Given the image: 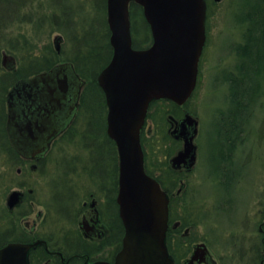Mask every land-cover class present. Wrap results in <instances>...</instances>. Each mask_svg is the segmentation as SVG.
<instances>
[{
	"label": "rangeland",
	"instance_id": "obj_1",
	"mask_svg": "<svg viewBox=\"0 0 264 264\" xmlns=\"http://www.w3.org/2000/svg\"><path fill=\"white\" fill-rule=\"evenodd\" d=\"M32 1L37 7L31 10L32 21L19 20L9 33L11 31L14 35L22 32L31 37L32 43L37 40L38 46L49 43L52 47L53 37L60 34L63 41L61 39L58 45L70 55L74 49L72 32H78L80 37L84 30L90 28V24L98 33L104 28L101 25V17L105 15L104 0ZM30 2L28 0L27 3ZM254 2L255 0L208 2L206 23L209 39L207 37L200 56L196 85L187 103V108L198 119V133L194 139L197 144L196 159L191 169L188 172H170L165 165L166 158L176 154L182 146L167 134L163 111H156L157 123L153 125L155 129L148 135L145 134L147 160L153 157L156 159L155 166H160L159 173L166 185L184 188L182 202L177 205V212L182 220L177 234L178 241L183 239L190 243H205L216 264H264V241H261L260 235L263 236L264 231L258 230L259 222L264 220V69L262 74H253L248 78L253 94L259 81L260 87L252 105L253 99L250 100L249 110L240 112L239 117H230L234 102L228 93V80L230 76L239 74L240 61L246 62L256 56L255 44L252 47L251 44H245L249 39H256L262 29V26H258L259 19L261 21L257 17L259 14L252 10ZM258 3L260 7H264L263 0ZM63 4L67 5L66 16L62 12ZM54 8L59 15L57 25L49 17ZM25 10L22 8L20 12ZM44 13L48 16L46 22L41 17ZM262 23L264 27V20ZM53 27L59 28L52 30ZM98 37L103 40L100 34ZM14 43L16 45L12 39L10 45L14 46ZM236 44L238 46H234ZM260 54L263 55L264 50ZM15 58L18 63L26 61L21 56L18 59V54L12 49L0 51V74L5 71L1 65L6 60V67L12 62L14 65ZM226 70L228 75H225ZM93 106L97 110L95 101ZM84 118H88V115L82 114L80 122L74 126L70 143L66 144L70 153L68 159L85 161L87 158V148L81 142L88 133L87 125L82 122ZM97 118L98 116L95 120L92 118L90 124L96 135L101 132L97 133ZM232 120L239 121L238 128L231 127ZM101 143V146L95 145L96 171L109 162L111 156L109 145L106 151L103 150L104 143ZM95 180L96 177L93 180L88 178V174H81L76 178L75 185L94 187ZM48 187H51L50 183ZM49 197L51 203L50 194ZM187 227L189 232L185 235L183 233ZM241 246L243 251L240 254L238 249Z\"/></svg>",
	"mask_w": 264,
	"mask_h": 264
},
{
	"label": "flooded vegetation",
	"instance_id": "obj_2",
	"mask_svg": "<svg viewBox=\"0 0 264 264\" xmlns=\"http://www.w3.org/2000/svg\"><path fill=\"white\" fill-rule=\"evenodd\" d=\"M30 68L29 65L20 67L15 58L14 65L11 64L7 69L10 73L0 74V246L9 241L35 242L28 250L29 264L111 262L121 247L125 233L117 202L118 168L112 171L107 162L96 171L94 164L95 145L101 146L103 142L104 150L108 151L109 139L97 138L92 128L87 127V137L83 141L79 139L87 148L86 160L68 159L70 153L66 144L70 143L79 107L77 105L74 115L65 122L63 109L36 108L31 100L35 97H28L27 92H23L28 86L23 80L38 74L35 71L27 73ZM17 83L22 93L12 91ZM38 84V87H48L43 81ZM57 101L58 98L53 100L54 103ZM77 103L78 99L75 105ZM187 103L177 105L168 100L154 101L150 105L142 132L144 130L148 135L155 128L153 125L157 123V110L163 111L166 130L169 132L179 130L183 124L186 130L191 131L193 125L197 129L198 119L197 125L182 123L187 115L196 117L187 108ZM234 115H240V112ZM40 127L43 128L37 132ZM59 128L50 139H45L46 129ZM155 163L156 160L152 159L149 169L159 178L157 180L167 196L168 225L165 240L169 256L174 264H216L202 243H190L183 239L178 241L177 234L182 220L177 205L182 202L184 188L166 185L164 179H160V166H155ZM177 169L181 172L186 168L182 164ZM81 174H88V178L93 180L96 177L94 187L76 186L75 180ZM49 183L51 187H48ZM259 223L258 230L264 231V220ZM188 232L187 227L183 234ZM260 235L261 241H264V234ZM238 250L241 254L243 246ZM202 257L203 260H200Z\"/></svg>",
	"mask_w": 264,
	"mask_h": 264
},
{
	"label": "water",
	"instance_id": "obj_3",
	"mask_svg": "<svg viewBox=\"0 0 264 264\" xmlns=\"http://www.w3.org/2000/svg\"><path fill=\"white\" fill-rule=\"evenodd\" d=\"M131 3L141 7L150 28L152 40L144 48L132 45ZM205 19L206 0H106L112 55L96 75V81L107 105V133L118 152L117 202L125 233L113 261L91 264H174L165 240L167 196L160 183L144 169L140 128L152 99L165 97L181 104L190 96L206 39ZM60 39L59 34L55 35L57 50ZM40 81L48 87H38ZM23 82L28 84L23 92L35 97L31 100L36 108L63 109L64 122L73 114L82 79L70 63L55 65ZM12 91L22 93L18 83ZM195 121L187 115L182 123L196 125ZM183 127L184 124L174 130L183 137V147L171 157V162L175 167L182 163L190 168L195 161L192 139L196 127L193 125L191 131ZM60 128L46 129L45 139ZM34 243L9 241L0 246V264H29L28 250Z\"/></svg>",
	"mask_w": 264,
	"mask_h": 264
},
{
	"label": "trees",
	"instance_id": "obj_4",
	"mask_svg": "<svg viewBox=\"0 0 264 264\" xmlns=\"http://www.w3.org/2000/svg\"><path fill=\"white\" fill-rule=\"evenodd\" d=\"M29 4L27 3L28 0H0V51L2 49H7L10 51L12 49L15 54H18V59L20 56L23 60L26 59V65L33 66L31 70L28 69L27 73L36 72L41 69H45L43 67L50 66L54 61H57L58 54L53 51L52 47L49 43L48 45H40L38 46L36 44L37 40H35L33 43L31 42V37L28 35L17 32L13 35V33L9 30L19 23V20L27 19L28 21H32L33 15L31 16V10L32 8H37L34 6V2L32 0ZM259 0H255L253 3V8L255 12H257L259 15L258 18H261V21L259 19L258 26H262V29L258 33V37L256 39H249L246 41L245 44H255L254 53L255 57L254 59L247 60L246 62L240 61V67H239V74H234L233 76H230L228 82L230 84V96L232 101L234 102V108L231 110L230 115L237 114L238 112H246L249 110V104L250 100H252L251 105L253 104L254 98L258 93V88L260 87V81L257 82V85L255 87V93L253 94V90L251 91V86L248 84L247 80L250 78L253 74L258 76L259 74H262V70L264 69V54L261 55L260 53L264 50V27L262 21L264 20V7H260ZM264 2V0H263ZM105 3V1H104ZM103 3V6H104ZM40 3L38 4L39 7ZM66 6L63 5V15H68V12L66 11ZM22 8H25L26 10L21 13L20 10ZM105 8V7H104ZM131 23H132V32H133V46L136 47H143L146 46L150 42V31L148 24L146 23L145 19L143 18V15L141 13L140 8L137 5L131 4ZM263 13V14H262ZM41 17L45 18V22L48 19V16L46 13H44ZM52 22L56 25L59 23V15L57 14V10L52 11V13L49 16ZM39 19V18H38ZM62 25V24H61ZM101 25L105 28H101ZM101 31L98 33L92 24H90V28H87L83 31L82 35L80 37L79 33L74 31L72 32V41L74 43V49L69 56L71 60L74 62L76 69L80 72L81 75L84 77L92 79L89 86L91 87L92 94H95L92 99L90 97L89 91L84 90L82 93V96L80 98V107L82 109L88 110L89 105L93 106V101H95L99 106H104V101L102 97V91L100 87L95 83L94 77L95 74L100 70L106 61L108 60L111 50L108 45L107 38L105 36L108 35L106 30V24L103 18L101 17ZM257 26V25H256ZM59 27H53V29H58ZM99 34L103 40H99ZM78 37V38H77ZM12 39L14 42H16V45L14 43V46L10 45V42H12ZM77 41V42H76ZM9 43V47H8ZM33 44V45H32ZM46 46V47H45ZM238 46V44L234 45ZM9 48V49H8ZM243 49V48H242ZM247 50V48H244ZM21 52H23L21 55H19ZM24 54V55H23ZM25 63H21L20 67H22ZM242 67V70H241ZM10 73L9 71H6L5 74ZM26 73V72H25ZM229 72L226 70L225 75H228ZM236 75V76H235ZM251 75V76H250ZM88 86V88H89ZM227 93V95H228ZM94 98H96L94 100ZM250 105V106H251ZM97 112L96 108L94 109V116L93 118L96 119ZM237 117H239L237 115ZM101 116L98 115L99 120V126L100 129L102 125V119H100ZM230 123L233 124L231 127L235 128V126H238L239 121L232 120ZM104 131V125L100 129L101 131ZM112 153L110 154V160H109V167L112 171H116L117 169V162H116V154L114 152V149L111 147ZM96 165V162H94ZM165 165L168 169V171L172 172L175 171L167 162V159L165 160ZM113 166V167H112ZM96 168V166H95ZM149 169V168H148ZM149 172L152 173V171L149 169ZM160 175V179H161ZM177 249H181L180 247H177Z\"/></svg>",
	"mask_w": 264,
	"mask_h": 264
}]
</instances>
